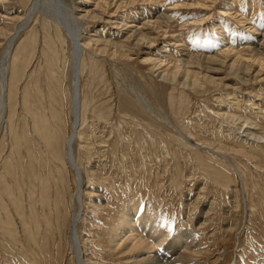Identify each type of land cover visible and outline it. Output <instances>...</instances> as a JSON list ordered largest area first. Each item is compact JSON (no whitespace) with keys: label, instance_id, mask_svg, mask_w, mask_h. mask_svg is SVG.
<instances>
[{"label":"rangeland","instance_id":"374dc122","mask_svg":"<svg viewBox=\"0 0 264 264\" xmlns=\"http://www.w3.org/2000/svg\"><path fill=\"white\" fill-rule=\"evenodd\" d=\"M25 1L0 0V27L10 22V16L26 10ZM74 1L78 5L86 2L88 9L104 15L102 19H85L84 38L91 42L99 39L129 44L133 39L128 42L125 38L136 22L139 24L150 14L164 17L160 20L161 29L148 26L154 42L134 47L128 56L122 57L114 47L118 50L114 57L111 44V48L98 45L100 50L92 49L98 54L96 64H92L94 73L89 72V51L85 55L88 71L81 78V86L89 106L83 117L82 137H76L74 150L85 177L78 230L86 263L132 264L127 258L133 256L132 252L127 251L126 256L121 249H113L110 236L127 205L140 201L164 217L172 228L166 243L170 240L167 252H174V257L164 264L177 260L188 264L183 255L191 250L183 245L189 234H194L195 244L200 245V252L191 259L196 264H264V139L259 142L247 138L244 131L252 126L264 133V66L261 68L252 59L255 52L264 58V0H134L122 7L119 5L126 0ZM35 21L30 31L27 29L30 33L21 36L24 43L31 36L39 40L35 57L31 56L33 61L28 58L30 65L19 90L21 104L14 109V116H7L0 134V264H77L68 241L69 222L77 209L72 199L77 183L62 154L65 138L72 131L69 48L51 24ZM53 38L57 44H64L58 54L47 43ZM0 41L1 57L5 40ZM228 48L231 51L225 63H209L219 69L209 71L215 75L216 84L180 85L181 74L180 81L165 79L160 64L152 63H159L160 59L164 63L187 64L198 57H218ZM54 54L64 60L49 72L41 64L53 62ZM236 57L247 60L249 71L230 65ZM18 61L21 65L22 61L16 58L14 66H19ZM113 67H118L128 83L138 87L171 124L143 108L125 81L114 74ZM192 69L206 71L195 63ZM232 109L239 110L241 117L257 126H246L242 121L241 129L239 122L216 114L227 110L231 113ZM35 122L41 124L40 131ZM173 127L181 130L186 140L178 137ZM9 167L17 170L12 172ZM30 202L36 207L34 211ZM28 208L31 211L27 212Z\"/></svg>","mask_w":264,"mask_h":264},{"label":"bare ground","instance_id":"6f19581e","mask_svg":"<svg viewBox=\"0 0 264 264\" xmlns=\"http://www.w3.org/2000/svg\"><path fill=\"white\" fill-rule=\"evenodd\" d=\"M25 2L27 4L26 10L24 12H20L19 11L20 14H18L17 16H13V17L10 16L8 18L10 22H6V24H3V26L0 27V40H5V43H3V44H5V46L2 45V46H4V48H3L2 55L0 57V134L2 132V129H4L5 126H6L5 125V121H7V120H5V119L7 118V116L8 115L10 116V114L12 115L13 112H16V111H14V109L15 110L18 109V106H19L18 104L20 103V100H19V96H20L19 90H20L21 85L23 84L22 81H23L24 76H25V71H26L28 65H30V62L29 61H31V60L33 61V59L31 58V56L32 55L34 56L35 53L37 52V45H38L37 42L39 40H37V38L35 36H31L30 37V40H28L27 42L24 43V41L23 42L21 41V36L22 35L24 36L27 33H30L29 32L30 31V28L29 27H30L31 23L34 24L33 21H35V20L36 21L37 20L43 21L47 25L48 24L49 25L51 24V26H53V28H55L56 33H58V35H62L63 36V39L61 40L62 43H64V44L67 43L68 44L69 50H68V55H67L68 56V62H67V64H69L68 66H70V69H71L70 108H71V115H72V131L65 138V146H64V151H63L62 154H63V160H64L65 164L67 165V167H71L73 169L74 173H75V180H76V183H77V189H76L75 193H73V198L72 199L74 201V204H76L77 209L74 210L75 212L73 214V218L69 222L70 223V226H69L68 241H69L70 246L73 249V252H74V255H75L77 264H87L86 263V259H85V254H84V247H83V244L81 243V240H80V237H79V230H78L79 221H80L81 216H82V213H83V211H82V209H83V202H82V196L83 195H82V192H83V189H84L83 188V184H84L85 177H84V170H83V168L77 162V159H76V156H75V150H74V148H75L74 147L75 139H76V137L81 136V128L83 126V119H84L83 117L86 114V112L88 110V106H89V104L87 103V100L85 98H83V92H82L83 90H82V86H81V78H82L84 72H86V70L88 69V65L85 62V55H86L87 51H89V54H88L89 57H90V62L89 63H91V64H89V67L90 66L92 67V68L91 67L89 68V72L90 73H94L95 71L93 72V69H94L93 66L96 64L95 62L97 61V56H98V54H96L94 51L95 50H100V49H98V45H103V46L107 47V46H109L111 44L113 46V48L115 47L116 49H118L120 51L119 53L121 55H123L122 57L128 56V55L131 54V51L134 49V47H139L141 44H144V45H148L149 44V45H151L154 42V38H153L152 33L148 31V26L150 25V27L153 26L156 29H161L162 28V25L160 24V22H161L160 20L163 19L164 17L161 18V16L160 17H157L156 15H155L156 16L155 17V16H153V15L150 14V15H147L143 20H141V21L139 20V22H138L139 24L136 25V23H137L136 22L135 23V26H133V27L130 28V32H129L128 37L125 38V39H128L127 40L128 42L133 39L129 43V44H131L130 46H129V44H122V43H120V44L110 43V42L105 43V42H101L99 39H96L95 42H91L87 38H84V36H85L84 33H85V31H87V27H86V24H85V19L86 18H90V19H102L104 15L103 14H100V13H97L94 9L93 10L88 9L87 6H86L87 5L86 2H85V5H82V4L78 5V4L75 3L74 0H73V2L71 4L68 3L66 0H26ZM125 2H126V4H131V3H134V0H130V1L129 0H126V1H123L121 3V5H119V7L120 6L122 7V5L125 4ZM24 8H25V6H24ZM12 10H11V12H12ZM11 15H13V14H11ZM141 15H143V13H141ZM163 15H165V14L163 13L162 16ZM153 17H155V18H153ZM142 21H144V23H142ZM40 23H42V22H40ZM127 24H129V23H127ZM39 27H41V26H39ZM32 28H34V27H32ZM35 28H37V27H35ZM27 29H29V31H27ZM43 29H45V28H43ZM39 30H41V29H39ZM31 31H32V29H31ZM42 33H43V31H42ZM39 34H41V32H39ZM53 34H54V32H53ZM27 36H29V35H27ZM41 37H43V36H41ZM55 39L56 38H53V41L51 39H49L47 43L49 45L50 50H54L57 53L62 48V46L64 44H57V42H56ZM101 40H103V38ZM110 41H112V40H110ZM2 42H4V41H2ZM43 42L45 43V40ZM115 48H114V51L112 53V55L114 57L117 55L115 51H118V50H115ZM126 48H128V50ZM230 48L231 49H235V48H233V46H230ZM230 48H228V50L226 49V51L224 52V54L221 53L222 55H224V58L223 59H225V60H222V55H219L218 57H215V56H212V55H209V56L207 55V58H203L204 61L201 60L202 59L201 57L200 58L198 57L196 60L193 59V61H190L187 64L186 63H183L181 61H178V62L175 61L174 64H170L169 62L164 63L165 61H161L160 59H159V63L158 62H152V63H155L156 65L157 64H160L159 67H161L162 70H163L161 72V74L163 73L161 76L163 78H165V79L168 78L169 80H171L173 82L174 81H180L178 79V76L181 74L182 75L181 78H183V79H181L180 85L182 84L184 86H196V85L201 86V85H203L204 82H209V83H215L216 84L217 79H216L215 75L211 74V72H209V71L211 70V71L215 72V71H219V69L216 68V67H214V66L213 67L210 66V64L211 63H215V62L216 63L217 62H219V63H225L226 62V59L228 58L229 52L231 51ZM40 49H42V48H40ZM40 49H39V52H40ZM106 50L105 51L103 50V52L105 53ZM237 53H239V52H237ZM40 54H42V53H40ZM114 54H116V55H114ZM217 54H220V53H217ZM65 55H66V53H65ZM56 56H58V55H55L53 57V62L54 63L51 62V61H50V63L49 62H45L44 65L41 64V67H44L45 66L49 72H50V69H52V68H54V70H55V66L57 67L59 65V61L62 59L61 56H59V57H56ZM41 57H43V56H41ZM16 58H19V60L22 61L21 65L19 64V61H18L19 66L17 65V63H16V66H14V60ZM28 58H31V60L29 59V61H28ZM38 58L40 59L39 56H38ZM64 58H65V56H64ZM252 59L255 60V61H257V62H259L260 66L262 65L261 68L264 66V58L261 57V54L260 53L255 52V54L253 55ZM25 60H26V63H24ZM63 60H61V61H63ZM146 60L153 61L152 59H148V58H146ZM45 61H46V59H45ZM246 61L244 59L242 60V58H240V57L239 58L236 57V59L230 65L232 67L233 66H236V65L237 66L239 65L240 67H243V69L245 68L246 71H249L250 64H248ZM160 62H162V63H160ZM193 63H195L197 65H200V66L202 65L203 68L206 69V71L204 72V70H196V69L194 70V69H192V64ZM38 64H39V62H38ZM61 64H62V62H61ZM92 64H94V65L92 66ZM42 69H41V73H42ZM112 70H114L113 72H114V74L116 76H120L123 79V81H125L126 86L133 93V95L137 99V101H139L142 104L143 108L145 107V109H147L150 112V114L152 113L156 117L162 118L165 121L169 122L167 124H171L170 121H169V119L165 118V116L162 115L160 111L158 112L156 110L155 106L151 103V101L148 100L146 98V96H144L143 94H141L140 90L137 89L138 87H134V85H131L130 83H128V81L124 78L122 71L118 67L117 68L116 67H113ZM34 71H35V69H34ZM48 71H46V73ZM52 71L53 70H51V72ZM57 71H58V69H57ZM36 72H38V71H36ZM36 72H35V75H36ZM259 72H261V71H259ZM44 74H45V72H44ZM35 75H34V77L36 78ZM52 75H53V73H52ZM94 75H92V76H94ZM50 76L51 75H49V77ZM77 77H79V81H80L78 95H77V92H76V89H77L76 88L77 87L76 86V79H77ZM51 78H52V76H51ZM58 78H59V75H58ZM45 79H47V78H45ZM38 80H40V79H38ZM48 80H50V79H48ZM33 83H34V80H33ZM39 83H41V82H39ZM59 83L60 82L57 81V85H58L57 88H60V85L61 84H59ZM28 84H29V82H28ZM50 84H51V82H50ZM12 90H13V92H12ZM35 90H37V89H35ZM35 90H34V92H36ZM48 92H50V91H48ZM60 92H61V90H60ZM64 92H65V90H64ZM51 96H53V95H51ZM48 97H50V96H48ZM20 98H22L21 100L23 102L24 97L21 96ZM36 99H38V98H36ZM52 104H53V102H52ZM233 104H235L237 106L238 105V102H235ZM24 105L25 104H23V106ZM234 109L231 110V113L228 112L229 110H227L226 112L225 111H217L216 114H217V116H219V117L221 116V118H224V119L226 118V119H228V120H230L232 122H239L240 125H241L240 126L241 129L244 128V126H242V121H243V124L245 123L244 125H246V124L247 125L248 124L249 125L252 124L253 126H257L256 124L251 123V121L249 122V120H246L243 117H241L240 111L239 110H234ZM49 114H50V112H49ZM13 116H14V114H13ZM32 116H33V114H32ZM41 116H42V114H41ZM43 116H44V114H43ZM36 120H38V118H36ZM229 122H227V124ZM35 123H36V126L38 125L37 127L39 128V131H40V125L41 124H39L37 122H35ZM233 125H235V124H233ZM53 126H54V123H53ZM173 128H176V127H173ZM175 130L177 131L178 137H180L183 140H186L185 139V136H183L184 134L183 133H180L181 130H179V132H178V129L177 128ZM33 131L35 132V130H33ZM244 131L246 132L245 134L247 135L246 136L247 138L252 139V137H253L254 139L258 140L259 142H262L261 140L264 139V135H262L264 133H262V134L259 133L256 130V128H254L252 126L251 127L244 128ZM22 133H23V131H22ZM45 133H48V132H45ZM51 134H52V132H51ZM56 134H57V132H56ZM35 136H37V134ZM0 138H1V136H0ZM38 138H41V137L39 136ZM52 138H53V136H52ZM58 138H60V137H58ZM72 138H73V141H72ZM215 151H217V150H215ZM56 155H57V153H56ZM223 155L224 154H222V156ZM52 156H53V154H52ZM60 159H58V160H60ZM33 160H35V159H33ZM16 164H15V166H16ZM9 168H10V170L12 169L11 167H9ZM13 169L15 170V168H13ZM4 173H6V172H4ZM34 173L37 174L36 171H34ZM9 174H11V173H9ZM32 174H33V172H32ZM4 175H6V174H4ZM16 176H17V173H16ZM42 176L40 177L41 179H43ZM9 177H10V175H9ZM33 177H34V175H33ZM41 179H40V181H42ZM1 181H4V180L2 179ZM7 182H9V181H7ZM44 182H46V180ZM4 183H6V181ZM10 187H11V185H10ZM31 187L32 186H30V188ZM45 187H46L45 190H48L47 186H45ZM7 188L8 187H6V189ZM15 188H17V187H15ZM6 189H5V192H6ZM16 190H18V189H16ZM44 192L45 191H43L42 193H44ZM35 193H37V192H35ZM10 194L12 195V193H10ZM33 200H35V199L33 198ZM43 200H44V198H43ZM18 201H17V203H18ZM58 203H59V200L57 201V204ZM49 204H51V203H49ZM29 205L32 206L31 202H30ZM42 205H43L42 207H44V202H43ZM54 205H55V202H54ZM17 206L19 207L20 204L17 205ZM33 207H35V206H32L31 207L32 209L31 208H28L27 209V212H28V210L29 211L33 210ZM80 211H82V213ZM48 215H47V217H48ZM30 216H31V214H30ZM33 216H35V214ZM52 216H54V215H52ZM28 217H29V214H28ZM37 217H39V216H37ZM47 217H46V219H47ZM56 217H57V214H56ZM51 218L52 217H50V219ZM33 219L35 220V217ZM57 219H58V217H57ZM37 222H38V220H37ZM24 223H25V221H24ZM35 225L37 226L39 224H36L35 223ZM58 225H59V223H58ZM12 226L13 225H11V228H12ZM50 226H51V224H50ZM30 228H31V226H30ZM171 229H172L171 226L169 225V223H167L165 221L164 217L156 214V212H154V211H151L150 208L144 207V205L140 201H137V202L132 201L130 204L127 205L126 209L122 212L121 217L119 218V220L117 221V223L114 225L113 230H112V234L110 236V242H111V245H112L113 249H115V250L117 248H118V250L121 249L120 251L121 252H125L126 253V256H127V251L132 252L133 256L127 257L128 260L130 261V263H132V264H164V262L169 261L171 257H174V252L173 253L171 252V255L168 254L170 252L169 251L170 250V246H169L170 244L169 245H167V244L170 242V240H169L168 243H166V239L169 238L170 235H172L170 233L171 232ZM27 230L29 231L28 228H27ZM31 230H33V229L31 228ZM37 230H38V227H37L36 231ZM50 230H49V232H51ZM44 231H47V230H44ZM33 233H34V231H33ZM38 233H39V231L37 232V234ZM35 234H36V232H35ZM35 234H33V235H35ZM46 234H44V235H46ZM27 235L29 236L30 234H27ZM174 236L177 239V236L176 235H174ZM189 236L190 237L188 238V240L184 242L185 245H183V247L185 246V248L187 250L190 249L191 250V253L190 254L188 253L186 255H183V257L185 256V263L187 262L188 264H194L195 262L194 261H191V259H192V257H194L195 255H197L200 252V249H198L200 245L195 244L194 241H195V238L196 237H195L194 234H189ZM34 237L32 236V240L35 239ZM46 238H47V236H46ZM36 240H38V239H36ZM35 241L33 243H37L38 242V241L37 242H35ZM182 241L183 240H181V242ZM38 244L39 243H37V245ZM193 244H195V245H193ZM35 246H36V244H35ZM38 246H41V245H38ZM153 250L155 251V253L152 252L153 254H148V253H151L149 251H153ZM167 251H169V252H167ZM168 255H169V257H168ZM178 256H180V255H178ZM173 261H175V260H173ZM183 263H184L183 260L182 261L177 260L176 262H173V264H183Z\"/></svg>","mask_w":264,"mask_h":264},{"label":"water","instance_id":"95a60500","mask_svg":"<svg viewBox=\"0 0 264 264\" xmlns=\"http://www.w3.org/2000/svg\"><path fill=\"white\" fill-rule=\"evenodd\" d=\"M79 83H80V81H79V77H77V79H76V92H77V95H78V92H79ZM72 141H73V138H72Z\"/></svg>","mask_w":264,"mask_h":264}]
</instances>
